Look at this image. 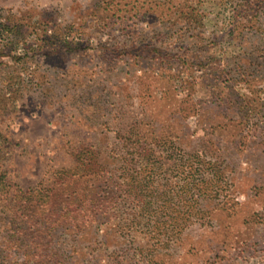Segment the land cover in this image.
I'll return each mask as SVG.
<instances>
[{
	"label": "rangeland",
	"instance_id": "rangeland-1",
	"mask_svg": "<svg viewBox=\"0 0 264 264\" xmlns=\"http://www.w3.org/2000/svg\"><path fill=\"white\" fill-rule=\"evenodd\" d=\"M133 1L0 0V264H264V0Z\"/></svg>",
	"mask_w": 264,
	"mask_h": 264
},
{
	"label": "trees",
	"instance_id": "trees-1",
	"mask_svg": "<svg viewBox=\"0 0 264 264\" xmlns=\"http://www.w3.org/2000/svg\"><path fill=\"white\" fill-rule=\"evenodd\" d=\"M141 1H143V2H145V0H141ZM149 1V0H148ZM137 3H139V1H137V0H134L133 2H131V5L132 4H134V5H136ZM147 5V4H146ZM144 6V5H143ZM0 26H2L3 27V30H5V29H8V27H5L4 25H0ZM142 146H144V147H142ZM147 146V145H146ZM147 148L145 147V145L144 144H142L141 142H140V145H139V150H143V151H145ZM175 149H178L179 150V148H177V147H175ZM137 150H138V148H137ZM190 158H193V156H189ZM195 158H196V156H195ZM193 165H194V163H193ZM192 166V165H191ZM194 168H191V170H193ZM210 169H211V167H210ZM137 171V170H136ZM195 169L193 170V173H195ZM211 171H213V174H215L216 175V173H217V170H212L211 169ZM67 173H69V172H67ZM195 178V175H193V176H191V181H188V182H184V185L185 186H183L182 188H181V190H183L184 189V191H188V193H189V191L190 192H192V191H194V189H196L197 188V186L195 185V183H196V180L194 179ZM205 183L207 184V185H214L213 184V182H212V180H209V181H207V180H205ZM164 188V190H168L167 189V187L168 186H163ZM158 187H153L152 186V191H151V193H155L156 192V190H158L157 189ZM144 187L142 186V187H140L139 188V194H135V198H137L138 200H140V202H141V199L139 198V197H141L142 196V194H143V192H144ZM175 189H177L176 187H175ZM104 190H109V193H107V194H110L111 195V198L110 199H114L115 197H117L118 196V192H123V190H122V186L121 185H119V184H116L115 186L111 183V181H109V180H107L106 178H103V179H99V181H98V189H97V191H98V193H97V195H95L96 197H98L99 198V200L98 199H95V201H97V202H99V204H97V209H98V212H101L102 214H100V220H102V221H109V217H110V214H109V212H108V207H106L107 205H105V196L107 195V194H105L106 193V191L104 192ZM67 191H68V193H70V190H68L67 189ZM104 192V193H103ZM162 194L166 197V191H163L162 192ZM113 195V196H112ZM86 196V195H85ZM68 199H71L72 200V198H74V196H73V193H70V194H68V197H67ZM108 198H109V196H108ZM107 198V199H108ZM70 200V201H71ZM73 201V200H72ZM27 203L28 204H30V205H33L32 203H33V200L31 199V198H29L28 197V199H27ZM193 204V203H192ZM198 204V201H195L194 202V205H197ZM54 206H55V204H53ZM137 205H139V206H137L136 207V209H135V211L137 210V209H140L141 210V207H140V203H138ZM151 205H153V203H149V206H151ZM118 206V205H117ZM164 206H165V203L162 205V206H159L158 207V212H160V210L161 211H163V209H164ZM198 206V205H197ZM31 207V210H32V208H33V206H30ZM57 208H59V206H56V210H57ZM53 209H55V207L53 208ZM176 209H177V211H176ZM200 211V210H199ZM50 213V212H49ZM175 213H180V211H179V206L178 207H175ZM22 214L24 215V213H23V211H22ZM48 217V216H47ZM50 218V217H49ZM76 219V218H75ZM100 220H97V222L96 223H99V221ZM134 220L135 219H133L132 220V223L131 224H129V227H128V230H130L131 228H134L135 227V225H134ZM58 223H61V222H58ZM47 224H49V228H51V227H55L56 226V222H53V220H50V222H47ZM195 223H194V221L190 218V217H187V218H175V224L171 227V229H172V231H175V236H178V234L179 233H182L183 231H185L186 229H188L191 225H194ZM138 225L140 226V224L138 223ZM137 225V226H138ZM79 227V226H78ZM81 227V226H80ZM147 227H150V228H153V229H158L159 231H160V234H159V237L160 238H158L157 240H156V242H157V244H155L154 246H167V245H169V243H170V239L169 238H167V235H168V232H169V230H168V227H167V223H162L161 225H157V226H147ZM160 227V228H159ZM165 231V232H161V231ZM177 239H176V237H175V241H176ZM52 256V255H51ZM51 256H50V258H51ZM41 258H43V256H41ZM45 259H46V257H45ZM46 260H50L49 259V257L46 259Z\"/></svg>",
	"mask_w": 264,
	"mask_h": 264
}]
</instances>
